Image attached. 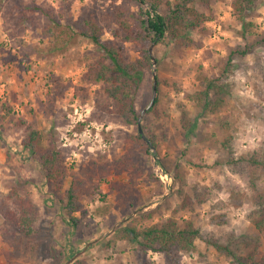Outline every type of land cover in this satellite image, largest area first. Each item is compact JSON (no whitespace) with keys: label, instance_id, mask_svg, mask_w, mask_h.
Listing matches in <instances>:
<instances>
[{"label":"rangeland","instance_id":"obj_1","mask_svg":"<svg viewBox=\"0 0 264 264\" xmlns=\"http://www.w3.org/2000/svg\"><path fill=\"white\" fill-rule=\"evenodd\" d=\"M32 1L53 8L65 25L93 14L105 28V40L112 38L104 23L107 14L119 7L136 15L139 11L133 0H22L26 4ZM1 2L0 206L13 187L25 188L39 208L37 229L44 245L36 254L18 246L13 229L0 212V264H68L71 259L65 262L64 257H55L66 245L67 256L87 248L69 264L77 260L84 264H237L203 240L177 263L162 253H144L115 239L119 226L144 228L170 218L173 210L192 221L203 239L234 235L243 246L241 255L255 253L264 259V233L255 230L247 217L252 193L249 178L216 165L221 123L229 125L239 154L264 152V0H259L248 19L255 28L244 39L232 15L231 0H221L213 5L215 15L205 25L206 32L190 34L192 45L169 39L154 45L155 74L154 69L145 73L135 105L140 114L149 106L157 76L158 111L143 116L142 129L145 136L154 138L169 171L157 165L153 157L156 147L148 152L145 145L134 142L131 136L137 134V126L126 125L117 117L103 84L85 78L94 46L82 38L55 44L44 34L46 20L41 15L28 12L30 20L22 22L15 0ZM142 10L146 13L149 3L142 5ZM120 44L127 60L139 58L134 44ZM240 47L249 51L234 57L224 74L230 90L226 104L219 113L205 117L195 103L183 99L184 94L198 89L196 75L201 66L210 78L221 77L231 51ZM188 121L196 127L189 128ZM31 129L39 132L43 148L55 144L62 151L68 170L64 189L73 179L82 181L83 209L74 215L78 220L74 227L65 218L58 196L50 195L55 187L42 173L39 155L28 157L23 149L22 142ZM129 152L134 154V165L124 168L118 162ZM176 165L186 179L184 190L192 209L182 208L183 196L174 184ZM196 185L209 192L203 204L192 191ZM156 209L153 220L143 218V213ZM45 244L57 253L49 254Z\"/></svg>","mask_w":264,"mask_h":264},{"label":"trees","instance_id":"obj_2","mask_svg":"<svg viewBox=\"0 0 264 264\" xmlns=\"http://www.w3.org/2000/svg\"><path fill=\"white\" fill-rule=\"evenodd\" d=\"M1 1L5 0H0V4ZM15 1L22 22L30 20L28 12L38 13L46 20L44 34L55 44L66 45L82 38L94 46V58L88 64L85 78L90 82L102 83L107 98L114 103L117 117L126 125H135L138 128L140 112L135 105V96L144 81L145 73H151L153 69L149 48L152 44L156 46L166 39L184 46L192 45L194 41L190 38V34L206 32L205 25L211 22L215 15L213 5L221 0H133L139 8L137 15L129 9L119 7L104 18L107 30L112 36L109 40H105V28L93 14H84L77 22H69L65 25L64 18L51 7L38 5L35 1L30 4L22 0ZM258 2L259 0H231L230 2L232 15L241 26L243 39L254 31L255 24L248 19L254 13ZM147 3H149V10L144 13L142 5ZM119 42L134 44L139 58L133 61L127 60L124 48ZM261 45L264 47V37L261 39ZM248 51L249 48L246 47L232 50L221 77L210 78L203 72L201 66L202 70L196 75L198 89L191 93L185 92L183 99L195 103L205 117L219 113L226 104V97L230 94L224 74L231 67L234 57L246 55ZM155 80L157 92H159V78L156 76ZM158 102L157 97L154 106L147 111L146 116L157 113ZM180 108L184 110L186 105L182 104ZM8 110L11 111V108ZM22 123L25 124V122ZM142 127L144 129L143 125ZM188 127L194 128L196 125L188 121ZM221 131L222 138L218 140L220 155L216 165L249 178L252 193L249 200L251 207L247 217L255 230L264 233V152L260 150L239 154L235 149V136L230 132L227 123H221ZM28 132L22 142L23 149L29 153L28 157L32 154L39 155L42 173L55 187L50 195L53 193L58 196L65 218L69 219L71 226L74 227L78 222L74 215L83 209L82 181L73 179L68 189H64L63 183L68 177V170L64 165L62 151L55 144L43 148L39 132L33 129ZM131 138L136 144L145 145L148 152L152 149L139 131ZM147 139L157 149V153L153 155L157 165L164 171H169L160 158L154 138L147 136ZM133 155V152H129L118 162L119 165L124 168L132 167ZM174 171V184L178 186V193L183 196L182 208L192 209L191 199L184 190L187 182L181 173L180 165H176ZM199 187L194 186L192 191L197 194L198 203L203 204L209 199V192H203ZM131 208L132 212L136 210L133 204ZM0 212L6 224L13 229V236L17 239L18 246H24L31 254H36L43 249L42 232L37 229L39 208L25 188L13 187L6 197V202L0 206ZM156 212L158 209L142 215L144 219L153 220ZM115 239L140 248L144 253L149 251L162 253L169 260H176L177 263L182 254H191L196 248L197 241L203 240L208 246L237 264H264V259H258L255 253L241 255L243 246L234 240V235L210 236L203 239L201 230L192 221L177 216L175 210L171 212L170 218L162 219L144 228L129 224L121 225L115 231ZM47 247L50 250L49 254L57 253L50 244ZM65 247L59 252L60 255L55 257L59 259L64 257L67 262L75 254L67 256L69 247L67 245ZM73 264L84 263L77 260Z\"/></svg>","mask_w":264,"mask_h":264},{"label":"water","instance_id":"obj_3","mask_svg":"<svg viewBox=\"0 0 264 264\" xmlns=\"http://www.w3.org/2000/svg\"><path fill=\"white\" fill-rule=\"evenodd\" d=\"M153 48H154V44L151 45V47L149 48V54L150 56L152 57V61H153V69H154V74H155V69H156V65H157V62L155 60V58L153 57ZM156 97H157V81L154 79V87H153V96H152V100L149 104V106L143 110L139 116V119H138V131L139 133L142 135L143 139L149 144V146L154 149L152 143L146 138V136L144 135V132H143V129H142V119H143V116L147 113L148 110H150L154 104H155V100H156ZM91 244H89L87 247H89ZM87 248H85L86 250ZM85 250L81 251L80 253H78L76 256H74L69 262L71 263L72 261H74L77 257H79L81 254H83L85 252Z\"/></svg>","mask_w":264,"mask_h":264}]
</instances>
